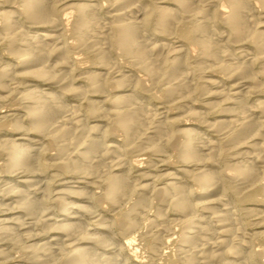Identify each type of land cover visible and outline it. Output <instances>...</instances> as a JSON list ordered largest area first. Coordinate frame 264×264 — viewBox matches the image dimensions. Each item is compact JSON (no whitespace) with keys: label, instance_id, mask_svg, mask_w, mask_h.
<instances>
[{"label":"bare ground","instance_id":"obj_1","mask_svg":"<svg viewBox=\"0 0 264 264\" xmlns=\"http://www.w3.org/2000/svg\"><path fill=\"white\" fill-rule=\"evenodd\" d=\"M86 1L0 0V49L15 60H0V102L14 104L0 111V130L33 135L0 141V170L21 179L0 186V213L18 209L32 219L16 228L21 218L1 219L0 236L14 232L18 239L34 240L30 264H119L124 250L137 259L134 243L144 233H129L140 228L141 214L155 198L159 209L174 210L182 226L173 264H253L250 242L242 237L243 218L252 213L264 218V212L230 206L226 185L231 183L241 204L264 205V101L254 106L246 102L251 88L264 92V20L252 14L254 5L264 14V0H167L170 7L160 5L163 0H150L151 5L103 0L111 6L104 15ZM10 3L16 6H1ZM217 22L225 31L216 28ZM170 36L183 44H170ZM248 41L254 58L242 48ZM232 43L243 50L236 54ZM190 52H196L194 65L182 56ZM114 56L127 59L140 76L114 75L119 71ZM86 62L98 71H85ZM255 62L261 64L259 70ZM206 69L231 76L234 84L224 90L215 80L197 77ZM145 79L162 85L158 99L170 109L194 94H207L208 100L229 102L227 116L205 122L213 136L198 143L183 118L157 117L139 101L135 89L146 91ZM208 87L212 89L206 91ZM108 88L116 94H107ZM72 99L75 105L69 103ZM185 116L202 123L204 112L189 109ZM176 124L183 127L176 129ZM115 134L119 142L109 140ZM237 147L246 149L242 163L236 162ZM166 148L178 160L175 170L183 182L172 172L164 174L167 182L160 187L147 179L139 184L130 179L125 171L131 165L139 169L140 161L128 162V154L140 152L164 162ZM221 158L225 166L219 167ZM47 167L63 176L62 181L76 182L60 183V190L51 181L40 184ZM71 183L82 186L68 187ZM189 184L199 190L197 199ZM132 196L137 197L134 204L124 207ZM103 205L113 212L109 218ZM166 222L162 213L149 221L156 234L143 241L151 255L174 242L165 240L172 236ZM7 254L0 249V258ZM258 254L264 257V244Z\"/></svg>","mask_w":264,"mask_h":264},{"label":"rangeland","instance_id":"obj_2","mask_svg":"<svg viewBox=\"0 0 264 264\" xmlns=\"http://www.w3.org/2000/svg\"><path fill=\"white\" fill-rule=\"evenodd\" d=\"M86 2H91V3L95 4L99 8V13L101 15H104L107 11H109L110 7H111L109 4H106L103 0H92V1L88 0ZM142 3H144L146 5H151L150 0H142ZM159 4L163 5V6H169V7L171 5L167 0H163V1L159 2ZM1 6L5 7V8L6 7L9 8V7H13L16 5L14 3H12V4L10 3V4H3ZM253 7H252V9H253L252 14L254 15V18H258V19L263 18V20H264L263 11H260V8H258L256 5H254ZM26 27H29L30 32H34V29L32 28L33 26L26 25ZM216 28L218 30L225 31L224 27L220 24V22L216 23ZM66 39L68 41H70L68 36H66ZM166 40L174 46L183 44V41L181 39L177 38L176 36L167 37ZM240 46H241V44H239V43H232L231 48L234 49V52L236 54H238L239 51L243 50V49H240ZM242 46H243L242 48H244V50L250 54L249 55L250 58H254V55H253L254 46H253V44L250 41H248V42L242 43ZM73 52H75V51L73 50ZM182 56H185L186 60L191 65H194L197 62V59L195 58L196 52H190V53H188V55H182ZM114 59L118 62V67H119L118 68L119 71L116 72L114 75H117V73L120 72V75L132 77V78L140 76V73L124 57L114 56ZM0 60L2 62L1 64L15 63V60H13L12 58H9L5 55L3 49H0ZM82 66H84L85 71H88V70L89 71H98L97 65L92 64L90 62H86V64L83 63ZM261 67L262 66L260 63L255 62L254 69L259 70V68H261ZM197 77H201V78L207 79V80H215L218 82L219 86L222 89L224 88V90H229V88L234 84L233 78L231 76L224 75L222 73L220 74L219 72L212 71V70L210 71L207 69L197 73ZM260 81L262 83H264V75H262L260 77ZM144 83H145L146 88H147L146 91H141V89H135V94H136L137 98L139 99V101H141L145 105L147 104V106L150 110V113L155 115V116L158 115L157 117H159V116L163 117V118L167 117L170 120L172 118H176V117L183 118L184 124L191 126L192 129L194 130V132L197 133L196 136L199 137V139L197 141L198 143H200V142L202 143L204 141V139H206V138L209 139L213 136V134L205 126L206 123H213L216 121L224 120L227 116L226 115V111H227L226 107H228L229 102L225 101L224 98H213L211 100H208L206 97L207 94H204V95L194 94L190 99L183 101L182 104L170 109L169 103H163L158 99V97L162 91V85L159 84L157 82V80L145 79ZM33 85H36V83H29L28 87L29 86L31 87ZM43 88L46 89V87H43ZM211 89H212V87H208L206 89V91H209ZM107 94L112 96L116 93H115V90H113L112 88H108ZM68 101L70 104H73V105H75L77 103L73 99L68 100ZM258 101H264V92L262 90V87L259 88L256 86V87H253L249 90L246 102L250 106H254V104ZM12 104H13L12 100H10V102L9 101L3 102V103L0 102V111H3V112L7 111L12 106ZM106 107H109L108 102H106ZM189 109H196V110H201L202 112H204V117L202 118L203 122L200 123V122H197L190 117H186L185 113ZM1 122H2V119H0V123ZM182 127L183 126L181 124H176L174 126V128H176V129H181ZM20 136H22V138H31L33 135L32 134H27V135L21 134V135H19V134L12 132V131L6 132L3 130H0V141H2L4 139H10V138H19ZM108 138L111 142H112V140L119 142L121 137L119 136V134H115V135L109 136ZM245 150L246 149L244 147H242V148L237 147V149H235V151L240 152L236 162L242 163L245 160V159H243L245 157V155L242 152ZM166 153H167V159H165L164 162L159 161L157 163L152 158L141 155L140 152H136L135 154L130 153L127 155L126 160L128 162H135L136 160L140 161L139 163H137L140 166V168L138 169L137 167L131 165L130 168L127 169L125 172L129 175L130 179L137 184H139L141 182L144 183L145 182L144 179H147L148 181H153L154 184H156L158 187H160L161 185H164V183L167 182V180L163 176L165 173H168V172H172L173 174L176 175L178 180L183 182V180L181 179L182 176L179 173H177L175 170V168L180 165L177 162L178 160L174 156L171 149L166 148ZM147 159L148 160L150 159L151 161L147 162L146 161ZM2 163L3 162L0 160V164H2ZM152 163L154 164L153 166H151ZM217 164L219 167L225 166L224 158H221ZM63 179H64L63 176H58L56 171H54L51 167H47L45 174H44V177H42V179H40L39 182H40V184H43L46 181H51V184H52V187L54 190H60V183L76 182V178H67L66 180L62 181ZM17 180L19 181L21 179L15 178V177L10 178V177L6 176V174L3 173L2 170H0V186H1V188L9 187L10 185H15V184H17ZM30 180H34V179H30ZM260 181L262 183H264V176H261ZM7 182H8V184H6ZM225 184L226 183H224V185ZM75 185H77V184L71 183V184H69L68 187H72ZM78 185L82 186V184H78ZM78 185L75 187H79ZM188 186H189L188 188L193 191V194H192L193 198L197 199L198 196L200 195L198 192L199 190H197L195 187H193L190 184ZM226 187H227V189H226L227 200L229 201L230 206L234 205L236 207L235 208L236 210L240 209L241 211H244L246 208H247L246 210H248V208L250 207L251 209L259 208L258 211L260 210V211L264 212V205H262V204H260V206H259V204H252L250 202H243L242 204L240 202H238L237 198L239 197V194L237 195L231 189V183L226 185ZM136 199H137L136 196H132L130 201L127 204L125 203L124 207L132 206L134 204V202L136 201ZM156 204H157V199L154 198L153 205L149 209H147L144 213L141 214V218H140V222H139L140 228L137 229L133 233H129V236L138 235L137 234L138 231L139 232L141 231V233H144V238L141 237L142 239L139 238L134 243L135 248H137V251H136L137 252L136 254L138 256V257H136L137 259L132 258L130 251L124 250V254L122 256H120V263L119 264H173V261L178 259V254H177L178 253V248H177L178 245L175 242L177 241L176 239L180 238L179 234L182 233L181 232L182 226H180L178 224L179 222L175 220V215H173L174 210L171 207H170L171 209L169 207H162L159 209ZM48 205H49L48 206L49 209H51V210L54 209L52 207V201L50 203H48ZM103 206H105L104 207L105 209L103 208V211H104L103 214H106V217L109 218L111 216V214H113V212L109 211V209L106 207V205H103ZM53 211L56 212V210H53ZM160 213H162L164 215L165 220L167 221L166 223L169 226L170 233L172 234L171 238H165V240L166 241H168V239L174 240V242L171 243V241H170L169 242L170 244H166L160 248L161 249L160 254H162L161 256H160V254L159 255H151L146 244L144 243L145 241L148 242V240L150 238H153L154 235L156 234L155 233L156 229L149 227L148 224H149V221L154 219ZM255 213H257V212L255 211ZM257 214L252 213L251 216L250 215H248L247 217L245 216L246 218L245 217L243 218L244 222L241 220L243 222V227L245 228L244 231L242 232V234H243L242 237L245 240H247L248 242H250V244H249L250 247L248 249L249 256L256 258V259H253V260H255V261H253L254 262L253 264H264V257L262 255L260 256L258 254V252L261 250V248L264 244V235L260 236L258 234L260 231L264 230V218L262 217L263 220H261L262 219L261 216L259 217V215H257ZM0 215H2V216H0V220L3 218H9V217L21 218L20 219L21 222L19 224L13 225L14 228H16V226L20 225L21 223H27V222H30L32 220V219H29L27 216H23L18 209L12 210L11 212L3 211V213H0ZM55 215L58 216L59 214L57 213ZM173 217H174V219H173ZM169 223H172V224H169ZM93 228H94V226H92L91 229L93 230ZM18 236L19 235L17 233H14V232L11 233V236H10V234H9V236L8 235H4V236L1 235L0 236V249H6L8 252V254L5 258H0V264H30V263H28L27 258L29 256H31V249H32V246L35 243V241L32 239L28 240L25 238L18 239ZM145 236L147 239L145 238ZM122 238L123 237L121 235H120V237H118V239H120L119 240L120 244H121V241L123 242ZM143 239H145V241H143ZM119 241H118L117 245L119 244ZM115 249H112V250H115ZM99 251L100 250H98V253L102 254V251H100V252ZM170 258H172V259H170ZM136 260L139 261V263H137Z\"/></svg>","mask_w":264,"mask_h":264}]
</instances>
